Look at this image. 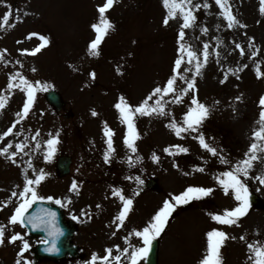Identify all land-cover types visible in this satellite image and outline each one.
<instances>
[{"label":"rangeland","instance_id":"obj_1","mask_svg":"<svg viewBox=\"0 0 264 264\" xmlns=\"http://www.w3.org/2000/svg\"><path fill=\"white\" fill-rule=\"evenodd\" d=\"M104 2L6 0L0 4V23L4 14L10 13L8 24L0 28V51L8 50L4 56L9 61L8 64L0 62V95L7 96L6 106L0 109V134L16 121L15 114L26 99V93L20 89H12L8 95L10 73L19 71L33 82L51 85L47 89H56L63 100L62 110L55 112L43 97L45 90L37 86L28 116L4 138L5 147L11 143L10 152L17 151V155L12 159H8L7 154L0 155V204H4L13 191L23 188L24 170L31 159L34 169L48 173L37 186L39 194L60 199L65 217H76L73 218L77 226L74 242L80 249L74 258L35 263L31 249L41 239L29 237L21 224L9 223L18 203V198L13 197L0 208V224L6 225L5 242L0 244V264H17V260L20 264L25 260L30 264H86L93 253L103 257L108 248L112 249V264H117L114 256L125 247L129 248V253L121 256L120 264H128L131 251L142 246V238L136 237L133 230H142L165 198L178 194L188 185L213 187L214 191L174 210L164 231L156 237L158 264H199L207 248L206 233L212 228L228 234L221 247L222 264H251L248 245L257 241L264 245V184L256 179L258 174H264V162H255L250 177H242L249 192L260 198L259 208L250 207L248 214L235 225L213 221L210 213H222L238 203L234 194H225L217 185L215 176L244 158L254 139L253 130L261 126L259 99L264 96V75L256 74L257 63L264 73V13L260 12V0H229L232 12L240 21V25L233 28H228L226 19L219 15L221 9L215 0H208L209 8L195 10L197 20L184 30L182 42L201 60L207 43V63L198 75L194 71L185 72V68H194L185 53L178 71L185 79L195 75V89L179 103L173 102L172 94L165 95L166 115L137 114L134 117L139 134L135 142L137 153H132L124 144L127 125L121 121L114 105L123 96L132 106H137L154 88L166 85L180 55L178 40L182 17L177 13L165 25L167 10L162 0H116L106 11L114 28L99 46V56L94 57L88 55L87 47L95 37L91 25L99 20L97 6ZM192 3L203 5L204 0H192ZM202 27L207 31L202 32ZM30 33L38 35L29 38ZM40 36L46 37L48 43L32 54L30 50L42 43ZM236 44L244 49L243 54ZM22 49L29 51L22 52ZM117 67L121 69L119 73ZM229 68L233 71L228 72ZM93 70L95 78L90 76ZM176 85L178 88L187 86L185 80L179 78ZM193 96L211 108L210 114L195 131L177 136L168 124L173 120L183 124V114L191 106ZM237 96L241 99L236 100ZM157 99L159 97L153 96L149 103L155 105ZM105 123L114 133V152L109 161L104 160ZM200 133L211 147L217 148V156L200 145L196 138ZM57 135V150L52 159L45 161V141ZM16 143L24 144L23 151L15 148ZM175 145L189 151L180 152ZM165 148H170V152H165ZM58 153L71 157L70 173L64 178H58L54 171ZM154 153L158 160L152 159ZM136 155L142 159L130 166L127 158ZM221 157L228 163H222ZM200 168L205 170L199 171ZM27 171L31 177L36 175L33 169ZM136 176L143 181L156 180L157 188L148 189L143 184L138 185L135 179H129ZM73 181L77 183V191L70 190ZM116 188L133 198L132 209L120 228L115 226L122 207L119 197L112 195ZM137 189L139 194L134 196ZM16 232L21 233L23 239L9 242L7 237ZM23 240H27L30 247L18 256ZM144 259L138 264H144ZM96 264H104V261L98 259Z\"/></svg>","mask_w":264,"mask_h":264},{"label":"snow or ice","instance_id":"obj_2","mask_svg":"<svg viewBox=\"0 0 264 264\" xmlns=\"http://www.w3.org/2000/svg\"><path fill=\"white\" fill-rule=\"evenodd\" d=\"M6 0H0V4L5 3ZM116 0H105L102 5L97 6V10L99 13V20L97 23H93L91 25L92 29L95 32V37L92 39L87 47L88 55L90 56H99V46L104 40L105 36L109 32V30L114 28L111 20L106 16V11L113 7ZM162 3L167 10V13L164 17L163 23L167 25L169 23L170 18H174L177 16V13L182 17V24L179 32V47L178 52L180 55L175 60V66L173 68V75L168 78L166 85L163 87L157 86L153 89V92L147 97L144 101H142L137 106H132L128 103L123 96L119 98V102H117L114 107L118 110L120 119L123 123L127 125V132L124 136V144L131 150L132 153H137L136 140L139 138V134L134 125V117L137 114H159L166 115V102L164 100V96L167 94H172L173 102L179 103L182 100V97L186 94H189L190 90H194L195 85V75H193L189 79H185L184 75L178 71L181 68V64L185 59V53L189 64H194L193 69L185 68L184 71H194L196 75L200 73V70L207 63L208 59V44H204L203 50V59L201 60L197 53L190 50V46L183 43V38L185 36V29L192 27L196 20L197 16L195 14L196 9H200L201 7L207 9L209 8L208 0H204L203 5L197 3L193 5L192 0H162ZM216 5L221 9L219 15H222L227 21V27L233 28L234 26L240 25L239 19L232 12V5L229 3V0H215ZM260 12L264 13V0H260ZM10 13L6 12L3 16V23H0V28H3L9 22ZM19 20L20 17L18 16ZM246 27V25H245ZM202 32H206L207 28L202 27ZM38 35L36 33H30L29 38L31 36ZM40 40L42 43L38 45L36 48L31 49L32 54H35L42 48L44 45L48 43V39L44 36H40ZM249 47H252L251 41H249ZM236 48L241 50V54H243L244 49L241 48L240 44H236ZM7 49H3L0 51V62L4 64H8L9 61L5 58L4 53L7 52ZM22 52H28V49H22ZM252 55L255 56L256 52L253 51ZM20 63V61H16ZM35 71V69H33ZM116 71L119 73L121 69L117 67ZM231 68L228 69V72H232ZM239 71V69H237ZM257 76H262L264 73H261L259 70V63H257ZM92 78H95L96 73L93 70L90 73ZM185 80L186 87L178 88L176 85L177 79ZM225 79H227V74H225ZM224 81L222 80L221 83ZM37 86L43 88V90H47V87L41 84L40 81L33 82L29 80L26 76H24L19 71L15 73L9 74L8 80V95H11L12 89H20L24 93H26V99L22 105V109L18 111L15 115L17 117L16 121L7 128L2 134H0V140L9 136V134L13 133L16 125L23 119H25L30 109L33 106L35 100V93L37 90ZM153 96L159 97L156 100L155 105L149 103ZM236 100H240L241 97L237 96ZM7 103V96L0 95V109H3ZM259 105L261 106V111L259 113V124L261 125L259 128H256L252 132L253 142L250 144L247 152L244 154V158L236 161L235 164L230 165L228 169L221 172L220 174L215 176V180L217 185L222 187L225 194H234V198L238 203L235 207L231 209H224L222 213H210L211 219L216 221L222 225H235L239 222L240 218L245 217L250 210V192L249 186L247 182L242 177H250L251 170L254 168V163L257 161L264 162V157L261 154H264V96H261L259 99ZM211 108L201 103L195 96H193L191 101V106L188 110L183 114V124H178L174 120L169 122L168 127L171 128L177 136H180L183 132L195 131L197 126L202 124L206 117L210 114ZM92 115H97L96 111L92 110ZM105 136L107 137V149L104 152V160L109 161L110 156L114 152L113 147V130L107 127L105 123ZM20 133H16L19 135ZM39 135V133H37ZM200 143V145L207 149L212 153L213 156L218 155V150L215 147H211L205 140L203 133L198 134L196 137ZM33 140L36 137H32ZM59 143L58 135L52 136L51 138L45 141L46 150L44 155V160L48 161L53 158L56 152V145ZM11 143L8 146L0 148V155L7 154L8 159H12L16 157L17 151L10 152ZM37 148L40 147L39 144L36 145ZM180 152H188L189 149L183 147L181 145L174 146ZM15 148L19 151H23L24 144L16 143ZM165 152H170V148H165ZM129 165L135 164L137 161L141 160L142 157L136 155L135 157L129 156L128 158ZM152 159L158 160L159 157L154 153L152 155ZM13 162H15L13 160ZM221 162L227 164L228 161L226 158L221 157ZM28 169H33L36 172L34 177L28 175ZM204 168H200L199 171H204ZM48 173L45 172L44 169H39L38 171L33 168L31 163V159L27 163V167L24 170V184L22 189H18L17 191H13L11 196L8 197V200L4 204H0V208L5 207L7 203L11 202L13 197L18 198V203L16 204L12 215L9 217L10 224L19 223L21 225L27 224L35 229H43L46 233V238L42 239L40 243L46 245L45 251L56 253L59 252L60 249L57 247V239L63 235V229L58 226L56 216L57 213L51 208H39L35 212H29V209L32 208L33 204L48 200H55L56 204H62L60 199H55L53 196H43L40 195L37 186L41 184L42 181L45 180ZM129 179H135L138 185H142L144 181L139 177H129ZM256 179L260 184H264V174H258ZM71 191H77V183L73 181L71 185ZM231 190V191H230ZM214 191L213 187L206 186H195L188 185L184 188L183 191L178 194L172 195L170 198H165L152 215L147 225L143 227L142 230L134 229V235L136 237L142 238V246L137 247L130 253V258L128 260V264H138V261L142 258H146L149 250L151 248L152 242L156 237H159L160 234L164 231L166 224L168 223L169 217L172 216L174 210L180 206L189 203L194 199H200L202 197H206L212 194ZM139 189H137L133 195H138ZM113 196L119 197L120 201H122V207L119 210L118 215L115 220L116 227L120 228L123 225L128 213L132 209L133 198L125 196L123 191L119 188H116L112 191ZM67 206V205H64ZM74 219L76 217H73ZM133 233H129L132 235ZM207 236V248L206 252L203 255L202 259L199 261V264H222V255H221V247L225 243V240L228 238V234L220 230L218 228H212L206 233ZM6 238V225L0 224V244L5 242ZM234 238V237H233ZM244 237H241L243 239ZM9 242H16L18 239H23L21 233L16 232L11 236L7 237ZM127 239V237L125 238ZM30 247L27 240H23V246L20 249L19 255H22L25 250ZM119 248V246H116ZM249 251L251 255L249 257L251 264H264V245L260 244L259 241L255 243H250L248 245ZM129 253V248L125 247L120 251L119 254L114 256V260L117 264L121 262V256ZM112 249H106V254L103 257H98L96 253L92 254V257L89 262L86 264H96L98 259L104 261V264H112ZM17 264H20V261L17 260ZM24 264H30L29 261L25 260Z\"/></svg>","mask_w":264,"mask_h":264},{"label":"water","instance_id":"obj_3","mask_svg":"<svg viewBox=\"0 0 264 264\" xmlns=\"http://www.w3.org/2000/svg\"><path fill=\"white\" fill-rule=\"evenodd\" d=\"M45 96L47 97V100L50 103H52L55 107H57V108L60 107V105H61L60 97L56 91L48 90L45 93ZM69 163H70L69 157L61 156L58 159V168H59L61 175L66 174L69 171V168H68ZM250 202L255 207L259 206V203H260L259 199L254 194L250 195ZM39 208H51L57 213L56 220H57L58 226L63 229V235H61L57 239V247L60 249L59 252H56V253L47 252L44 250L46 245L41 244V245L37 246V248L35 249L36 256L39 259H41V258L58 259V258L64 256L66 251H69L70 253H72L73 250H71L70 248H73V247L71 246V244L67 238L71 234L72 225H70V227H66L65 223L62 221V215H61L59 208L52 207V206L48 205L47 203L37 202L33 205V207L29 210V212L30 213L35 212ZM25 225H26V227L30 233H35V234L42 236L43 238H46V233L42 228L41 229H35V228H32L30 225H27V224H25ZM156 250H157V245H156V242L154 241V242H152L151 248H150L149 253L147 255L146 264H156Z\"/></svg>","mask_w":264,"mask_h":264},{"label":"flooded vegetation","instance_id":"obj_4","mask_svg":"<svg viewBox=\"0 0 264 264\" xmlns=\"http://www.w3.org/2000/svg\"><path fill=\"white\" fill-rule=\"evenodd\" d=\"M2 146H3V145H2V143H1V141H0V148H2Z\"/></svg>","mask_w":264,"mask_h":264}]
</instances>
